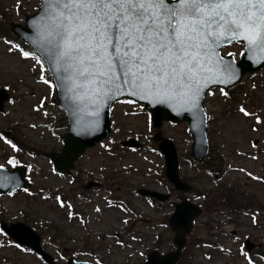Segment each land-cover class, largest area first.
<instances>
[{
    "label": "rangeland",
    "instance_id": "obj_1",
    "mask_svg": "<svg viewBox=\"0 0 264 264\" xmlns=\"http://www.w3.org/2000/svg\"><path fill=\"white\" fill-rule=\"evenodd\" d=\"M39 3L40 0H0V88L10 96L0 113V131H12L23 143L15 144L19 151L13 152L0 139V163L11 155L22 165H30L28 177L33 184L31 195L19 192L0 197V222H22L34 229L41 236L43 249L58 262L75 258L91 263L99 259L102 264H140L157 248L160 253L170 251L173 234L166 221L172 213V202L180 195L161 175L164 159L151 140V126L145 125L147 113L131 114L139 112L137 105H114L110 138L87 150L76 163L74 175L83 174L78 176L79 183L97 181L99 190L78 189L69 177L55 175L49 161L41 156L59 152L67 131L65 122L54 103L53 90L39 82L40 73L31 67L34 61L22 60L16 51L9 53L5 43H17L9 32L10 24L23 25ZM228 51L240 57L239 45L224 49ZM228 92L227 100L218 89L205 99V109L211 117L208 158L210 165H215L210 166L213 173L190 163L191 139L186 124L165 123L161 129L163 136L175 144L180 177L192 187L191 192L181 195L203 210L188 237L184 251L187 264H247L241 254V245L246 252L245 240L256 245L258 253L251 255L254 264H264V68L244 76ZM241 106L260 116L261 123L256 124L254 116L240 113ZM130 138L137 139L142 148L132 151L119 146V142ZM138 189L171 193V200L163 204L150 201L138 196ZM55 194L71 203L85 223L68 221L66 211L54 199L44 198ZM197 195L201 199L197 200ZM121 206L128 211H122ZM97 207L100 212L94 211ZM9 241L6 235H0V244L7 245ZM0 264L44 263L30 251L5 246L0 247Z\"/></svg>",
    "mask_w": 264,
    "mask_h": 264
},
{
    "label": "snow or ice",
    "instance_id": "obj_2",
    "mask_svg": "<svg viewBox=\"0 0 264 264\" xmlns=\"http://www.w3.org/2000/svg\"><path fill=\"white\" fill-rule=\"evenodd\" d=\"M28 26L32 35L26 39L32 48L25 50L5 41L7 50L16 51L22 60L34 61L31 67L40 73L39 82L64 95L72 130L78 136L100 130L109 102L137 105L139 112L132 115L160 108L175 115L187 113L195 129L211 119L202 108L204 96L213 95V88L218 87L227 98L223 86L233 83L243 67H237V53L224 52L225 47L239 45L240 57L264 66V0H40ZM46 71L52 79L45 78ZM239 112L261 123L260 116L243 106ZM153 120L149 111L146 127ZM4 142L13 152L19 151L11 141ZM6 166L31 167L11 155L0 163V174ZM25 179L31 182L29 177ZM19 187L18 177L0 175V188H9L7 195L12 196ZM23 191L31 195L28 188ZM44 198L54 199L66 211L68 221L85 223L61 195ZM121 210L128 211L123 206ZM94 211L100 212V208ZM186 212L183 204L175 205L177 220ZM252 223H256L255 215ZM0 235L6 233L0 230ZM117 244L122 242L117 240ZM5 246L31 251L11 241L0 244ZM241 254L247 264H254L242 245ZM95 264H101L100 260Z\"/></svg>",
    "mask_w": 264,
    "mask_h": 264
},
{
    "label": "water",
    "instance_id": "obj_3",
    "mask_svg": "<svg viewBox=\"0 0 264 264\" xmlns=\"http://www.w3.org/2000/svg\"><path fill=\"white\" fill-rule=\"evenodd\" d=\"M36 14V13H35ZM26 17L25 25L20 26L16 24L11 25V31L13 34L19 36L21 40L28 43L29 46L32 48V45L26 39V37H30L32 35V31L29 28V23L31 22L32 17L35 15ZM43 59V57H42ZM45 65L48 68L47 62L45 61ZM243 65L241 68L240 75L238 78L231 84L223 86L226 88L236 84L242 75L245 73L255 72L261 69V66L258 63H253L249 61L247 58L241 57L240 61L237 62V67ZM56 97L58 100V107L65 113V118L67 120L68 126V133L64 137L63 147L60 153L49 155L48 158L53 163L55 169L60 173H68L69 170L73 167L74 161H76L84 152V150L94 146L96 143L100 142L102 139L107 138L110 134V112L111 106L113 103L109 102V107H106L102 113L101 125L100 130L91 134V135H76L75 132L72 130L73 121L72 118L69 116L68 111L66 109V100L64 95L56 90ZM8 96L4 90H0V112L3 110V104L7 100ZM126 98V97H121ZM203 100L202 99V108H203ZM204 110V109H203ZM147 111L152 112L154 116L153 120V127L158 129L156 134L153 136V140L158 142V149L160 153L165 158V176L167 180L173 184L174 188L179 191H189L190 186L183 183L178 176V162H177V155L175 151L174 144L169 141L168 139L164 138L161 135L159 128L163 121L178 123V122H186L188 124V130L192 137V148H191V157L197 161H202L207 153H208V141L206 136V127H207V120L203 125L197 126L193 129V120L192 117L185 113L181 115H175L171 112H168L166 109H148ZM205 112V111H204ZM7 135V134H5ZM14 140V138L12 137ZM72 146V150H68V146ZM124 147L130 148H138L139 144L134 140H129L127 142H123L121 144ZM14 175L19 178L20 187L19 188H28L29 185L24 180V170L22 168H14L13 170L9 171L6 169L5 173L0 175ZM17 188V189H19ZM16 189V190H17ZM9 191V188H0V195H5ZM138 194L140 196H149L152 198L157 199L160 202L166 201L169 196L162 195L154 192H150L147 190H139ZM183 204L186 209V215L183 217L182 220H177L175 214V205ZM200 214V210L197 206L191 204L188 201H182L180 203L174 204V212L170 216L168 224L170 229L174 232L173 237V244L175 246V250L172 252H168L164 255H159L157 252H153L148 256V259L143 264H175L181 254V250L184 247L186 241L185 236L191 230L192 221L195 217ZM1 228L16 242L23 246L29 247L35 253L39 254L42 259L48 264H55L52 262V259L49 255L45 254L39 244V236L33 232L28 227L24 226L21 223L12 224L7 226L5 223L1 224ZM250 248L251 246L248 245ZM66 264H84V263H77L73 260H69Z\"/></svg>",
    "mask_w": 264,
    "mask_h": 264
}]
</instances>
